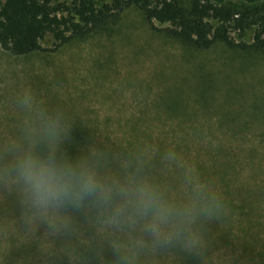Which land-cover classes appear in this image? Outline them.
Segmentation results:
<instances>
[{"label": "rangeland", "instance_id": "obj_1", "mask_svg": "<svg viewBox=\"0 0 264 264\" xmlns=\"http://www.w3.org/2000/svg\"><path fill=\"white\" fill-rule=\"evenodd\" d=\"M108 25L54 51L14 55L0 46V148L38 111L56 114V146L74 136L90 140L91 152L108 146L107 161L92 166L102 180L150 183L178 206L201 197L198 242L157 244L138 225H107L88 201L62 209L68 227L54 228L0 178V264H181L187 254L195 255L188 264H264V53L187 47L135 7ZM82 151L77 163L91 165Z\"/></svg>", "mask_w": 264, "mask_h": 264}, {"label": "trees", "instance_id": "obj_2", "mask_svg": "<svg viewBox=\"0 0 264 264\" xmlns=\"http://www.w3.org/2000/svg\"><path fill=\"white\" fill-rule=\"evenodd\" d=\"M128 7L139 9L152 29L187 47L207 49L221 42L229 48L264 53V0H4L0 7V46L14 55L54 51L67 41L106 27ZM154 22L165 26L156 27ZM248 30L250 42L243 39ZM45 38L52 40V47L41 45ZM89 142L80 136L62 139L55 147L56 155L77 163L83 148L86 155L93 154L90 166H102L110 156L108 146L97 144L96 151L91 152ZM37 150L46 153L48 145L40 143ZM122 151L131 158L130 149ZM81 207L63 210L78 211ZM194 257L185 255L181 264H188Z\"/></svg>", "mask_w": 264, "mask_h": 264}, {"label": "clouds", "instance_id": "obj_3", "mask_svg": "<svg viewBox=\"0 0 264 264\" xmlns=\"http://www.w3.org/2000/svg\"><path fill=\"white\" fill-rule=\"evenodd\" d=\"M22 104L30 108L31 98L26 95ZM61 133L58 115L38 111L19 140L0 148L6 157L0 163V178L21 189L23 203L32 216L47 220L54 228H66L68 221L60 215L61 210L78 208L88 201L105 213L107 225H138L157 244L183 242L194 246L198 242L193 225L197 216L207 211L201 197L194 194L178 206L150 183L102 180L88 163L57 157L55 147ZM40 143L48 145L46 153L37 150Z\"/></svg>", "mask_w": 264, "mask_h": 264}]
</instances>
